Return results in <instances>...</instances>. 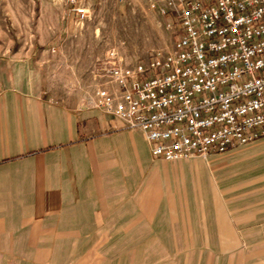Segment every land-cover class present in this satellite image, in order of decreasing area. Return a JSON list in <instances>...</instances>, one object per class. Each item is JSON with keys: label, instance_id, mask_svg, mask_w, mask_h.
<instances>
[{"label": "crops", "instance_id": "1", "mask_svg": "<svg viewBox=\"0 0 264 264\" xmlns=\"http://www.w3.org/2000/svg\"><path fill=\"white\" fill-rule=\"evenodd\" d=\"M22 72L0 74V264H253L263 257L238 248L252 241L241 231L247 216L209 168L217 155L154 160L141 132L56 104Z\"/></svg>", "mask_w": 264, "mask_h": 264}, {"label": "built area", "instance_id": "2", "mask_svg": "<svg viewBox=\"0 0 264 264\" xmlns=\"http://www.w3.org/2000/svg\"><path fill=\"white\" fill-rule=\"evenodd\" d=\"M148 1L176 41L135 65L111 50V88L96 108L141 132L154 160L207 159L264 138V0Z\"/></svg>", "mask_w": 264, "mask_h": 264}, {"label": "rangeland", "instance_id": "3", "mask_svg": "<svg viewBox=\"0 0 264 264\" xmlns=\"http://www.w3.org/2000/svg\"><path fill=\"white\" fill-rule=\"evenodd\" d=\"M175 41L148 0H0V74L23 70L31 89L77 112L106 115L95 105L97 91L111 88L103 71L111 50L135 65ZM214 158L210 170L247 216L241 231L252 241L238 248L264 253L255 241L264 238V138ZM253 261L264 264V255Z\"/></svg>", "mask_w": 264, "mask_h": 264}]
</instances>
